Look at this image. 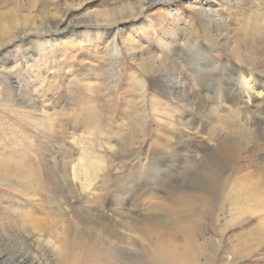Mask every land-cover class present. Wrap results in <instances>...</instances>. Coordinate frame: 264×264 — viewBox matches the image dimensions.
Returning <instances> with one entry per match:
<instances>
[{
    "label": "bare ground",
    "instance_id": "obj_1",
    "mask_svg": "<svg viewBox=\"0 0 264 264\" xmlns=\"http://www.w3.org/2000/svg\"><path fill=\"white\" fill-rule=\"evenodd\" d=\"M175 1L147 0L144 3L141 0L136 7V14H143V10L148 9V6L160 4L166 9L165 12L171 15L170 19L164 16L168 19L167 22L161 21L160 18V23L151 22V18H145L147 21H143L146 27L145 30H140L146 36L145 43H155L150 48L138 42V36L143 38L141 32L123 37V43L130 55L137 54L136 57H130L135 63V69L132 71L134 78L132 91L137 95L134 93V97L132 95L131 99L125 100L123 108L118 111L124 118L122 117L121 123H118L121 127L116 131L113 129V133H118L122 129L123 133H128L130 140L133 139L132 145L127 144L124 148H119L122 150L120 153L112 147L108 135L105 134L106 128L103 121L110 107L98 108L96 100L89 105L82 96L85 93L84 90L78 89L76 94L69 95L66 98V105L55 112V118L48 115L47 119H39L37 114L35 116L29 110L34 109L32 101L29 102L26 96L13 97L10 83L4 85L3 89L8 102L5 105L9 109L8 112L21 118V121L23 120L25 125L28 124L29 128L32 127L33 133L38 137L39 160L29 162L27 158L29 155L23 147H20L17 153L13 152V157L11 155L5 158L0 157V201L7 199L6 195L10 193L26 195L29 198L28 201H32L30 214L41 209V214H51L50 216H53L57 223L60 217L61 224L65 226L62 233L59 231L58 234H54V230L50 229L57 223L53 222L48 226H43L46 223L43 216L34 218L28 215L29 213L26 216V212H22L20 218L9 219L11 214L2 210L0 212L3 213L0 214V233L2 237H5L4 232L14 231L17 239L15 241L21 252L15 264H36L34 259L40 260L39 257L43 256L41 255L43 251L37 252L35 248V245L40 246L39 243L34 244V240L30 238L31 234L26 225L28 220L32 222V227L42 232L41 234L58 238L57 244L49 241L51 238L40 239L44 245L42 249L45 252L50 249L48 254L55 256L58 261L56 264H119L118 256L122 257L119 248L129 254L123 257L125 261L122 258L123 261H120V264H207L199 257L201 249L196 240L200 222L198 218L206 213L210 214L214 201L219 202L224 185L231 178L242 147L251 145L258 147L260 153H264V121L260 126H251L253 123L250 120L247 121L248 116L245 113L242 116L243 123L239 124L241 129H239L236 127L235 118V112L240 105L242 108L249 105L254 108L259 107L256 110L246 109L248 113L257 112L256 118L264 113V88H260L264 78L253 71L237 69V63H242L241 59L245 56L248 58L252 55L256 57V60L264 58V19L259 12H255V17L259 20L255 17L245 19L249 31L257 33L260 47L254 51L246 49L244 52H239L238 48L241 47L233 46V41L228 40L225 46L218 43L222 35L221 28L225 31L229 30L227 21L229 18L225 15L222 17L216 9L214 10L209 5L200 6L198 18L194 21L189 20L184 13L181 29L179 31L175 29L174 27L179 26L176 21L181 20L178 18L179 8L173 7ZM219 1L220 6L223 2L226 4L227 15H229V7L233 9L235 1ZM121 7L125 8V6ZM126 7L125 10L129 12L130 17L133 13V6ZM120 8L115 12H113L114 9L111 12L110 10L103 11L94 21L87 20L90 17L86 19V16H82L80 21L72 24L69 22L71 10L68 12L66 8L59 20L51 22L50 25L38 24L35 28L31 27L29 31L39 37L37 44L41 48L44 47L43 50L52 45L50 40L55 39L56 35L79 26L93 29L97 36L104 31L108 40L105 41L103 52L110 65L102 72H105L106 81L104 83L108 89L118 80L119 73L121 75V67L116 63L121 52L120 45L118 46L113 41L120 31L117 23L120 20L115 19ZM223 10L225 11L224 8ZM24 33L25 40L32 35L30 32ZM17 35L18 33L14 37ZM176 35H182V38ZM48 36H54V38L46 40V44L43 39ZM151 41L154 42L148 43ZM216 48H224L226 53H213L218 50ZM258 53L262 55L257 57ZM3 65L0 64V75L4 73ZM2 77L0 76V82L3 83ZM147 81L151 86L152 95L149 104L144 101ZM94 90L95 88H91L89 93L92 94ZM155 108L167 119L165 123L167 126L160 125L159 127L158 125L155 129L157 135L154 141L160 143L159 147L155 145V149L152 143L150 145L158 152H153L156 155L162 156L161 149L165 151V157L169 160L163 163L168 164V167L162 169L161 164L154 161L149 162L146 159L144 165L137 169L138 171L133 169V172H136L130 173V176L133 175L131 180L135 181L130 185L132 191L141 185L154 187L156 184H162V181L160 182L162 176L172 175L183 178L187 170L192 171L191 167L195 166L193 163L199 164V162L200 164L194 167L191 178L203 180L204 183L190 187L189 190L164 192L166 201L155 204L158 211L152 217L137 219L136 223L126 224L119 218L125 216L121 212V207L117 206L122 203L119 201L115 207L105 202L107 200L105 199L107 195L105 180L109 178L111 172L119 171L118 167H113L115 158L116 160L122 158L120 163L116 162L123 165L125 158L131 160L128 156L138 154L134 152V148L137 141L141 140V136H145L148 128L146 112L148 113L149 109L155 110ZM113 109L114 107H111L109 112L111 113ZM154 115L157 117L156 114ZM253 121L254 124L258 123L257 119ZM151 122H157V120ZM206 124H209L212 131H209V127V133L206 131L208 135L203 138L199 129L200 127L205 128ZM247 126H250L249 130ZM76 127H82L81 135L75 137L73 133H68L66 137L70 142H65L64 130L76 129ZM204 128L203 130H207ZM172 129H174L173 136L170 135ZM219 131H224V135L223 138L217 139ZM207 139L212 142L214 148L212 146L211 148L215 153L209 156L206 153L208 157L205 159L201 155L200 157L204 159H201L203 160L201 162L196 155L209 148ZM18 140L21 143V140ZM191 156L194 159L197 158L199 162L195 163L196 160L192 159L191 164ZM146 163L148 166L144 167ZM67 179L79 181L84 192L85 198L82 199L84 203L77 202L80 205H76V201L64 197L67 189L61 182H66ZM210 182L215 183L216 186L215 200L212 198L214 186L210 189ZM246 187L241 181L234 180L231 186L232 197H249L250 193ZM98 190L101 192L100 195ZM128 200L133 201L134 198H128ZM71 208L77 211L76 220L75 215L74 217L64 216ZM120 228H128L126 232L133 231L145 241L142 254L132 252L128 245L120 243L128 241L127 244H129L131 242L130 235ZM4 257L5 254L0 252V259Z\"/></svg>",
    "mask_w": 264,
    "mask_h": 264
},
{
    "label": "rangeland",
    "instance_id": "obj_2",
    "mask_svg": "<svg viewBox=\"0 0 264 264\" xmlns=\"http://www.w3.org/2000/svg\"><path fill=\"white\" fill-rule=\"evenodd\" d=\"M146 1L147 0H143L144 3ZM233 1H235L233 9L229 7V15H227L226 4L223 2L220 6L219 0H176L173 3V7L175 6V8H179L178 18H181V20L176 21L179 26L174 28L178 31L181 29L184 21V13L189 20L192 19V21H194L198 18V10L200 6L209 5L214 10L216 9L222 17L227 16L229 18L227 21L229 22L228 29L230 31H225L221 28L220 32L222 35L220 36L218 43L221 46H225V43L230 40L233 41V46L241 47L238 48L239 52H244L246 49H248V51H254L257 47H260L258 35L255 32L249 31L246 26V21L250 17H255V12H259L264 19V0ZM139 2H141V0H0V64H4V73L2 72L0 75L1 77L4 75L2 77L3 83L0 82V157L5 158L9 155L12 156L13 152L17 153L20 150V147H23L29 155L27 156L29 162H36V160H39V150L37 148L38 137L33 133V128H29V125L27 123V125H25L24 121H21V118L8 112L9 109H7L5 105L8 102L3 88L8 82L10 83V86H12L11 91L13 97L19 98L21 96H26L29 99V102H33L34 109L29 110L34 115L37 114V118L39 119H47L48 115L52 116L51 118H55V112L66 105V98L69 95L76 94L78 89L84 90L85 93H83L82 96L85 97L84 99L89 105L96 100L98 108L106 109V107H114L111 113L109 112V108L105 115V119L103 118V124L106 128L105 134L108 135L110 144L113 145L112 147L120 153L122 151L119 150L120 147L124 148L127 144L132 145L133 139L130 140L128 133H123L122 129L119 130L118 133H113V129L116 131L121 127V124L118 123H121L124 118L123 115L118 112L123 108V102L129 98L131 99L132 95L134 97V93L137 95L136 92L133 93L132 91L134 83L132 71L135 69V63L130 58L131 56L136 57L137 54L130 55L129 51L126 50L127 47L123 43V40L128 35H135L136 32H141L143 38L138 36V42L144 43V46L150 48L155 43H153L154 41L148 42L153 44L145 43L146 36L141 31L145 30L146 27L143 21H147V18H151V22L157 23L160 18L161 21L164 20L167 22L168 19L164 16L169 17V19L171 16L165 12L166 9L160 4L148 6V9L143 10V14H136V7L139 5ZM190 4H193L194 6H191ZM222 5L225 7H222ZM121 6H125V8H127L126 6H133V13L130 17L128 16L129 12ZM66 8L68 9V12L71 10L69 12V22L71 24L80 21L82 16H86V19L90 17V19L87 20L94 21L95 18H99L103 11L110 10L111 12V10L114 9L113 12H115L116 9H121H119V13L116 15L117 18H115L120 20L117 22L120 26V31L113 39L118 46L120 45L121 52L120 55H118L119 58L117 57L116 63L121 67V75L119 73L118 80L108 89L104 83V81H106L105 72H102L110 65L109 60L106 59L103 52L105 41L108 40L107 36L104 35V31L97 36L93 29L79 26L70 31L60 33V35H56L55 39L52 41L50 39L54 38V36H48V38L45 37L43 42L46 44L49 40L52 42V45L45 50H43L44 47L41 48L37 44L39 37L34 35V32L29 31L31 27L35 28L38 24L46 23L50 25L51 22L59 20L61 13ZM147 15L149 16L147 17ZM255 19L258 18L255 17ZM230 22L232 24H230ZM172 23L173 22L171 21V24ZM22 29L25 30L22 31ZM198 31H200L199 28ZM24 32H30L32 35H29L27 40H25ZM17 33V37H14ZM229 34L231 36H229ZM176 36L182 38V35ZM216 49L218 50L213 53H226L224 48ZM145 55L147 56V54ZM259 55L262 54L258 53L257 57ZM241 60L242 63H237V69L239 68L241 71L247 69L248 71H253V73L259 74L264 78V65H262L264 64V58L256 60V57L250 55L248 58L245 56ZM90 74L92 76H88ZM85 75L87 77H85ZM91 88H95L92 94L89 93ZM260 88H264V81H262ZM151 96V86L147 81L144 92V101L146 104L150 103L149 99H151ZM246 109L256 110L259 109V107L254 108L249 105L246 108H242L240 105L235 112L237 122L236 127L241 129L239 124L243 123L242 121L244 120L242 116H244L245 113L248 116L247 121L250 120L253 123L251 126H260L264 121V113L256 118L258 115L257 112L248 113L246 112ZM156 110L158 109H149V112H146L148 128L146 129L145 136L140 135L141 140L137 141L138 146L136 145L134 148V152H138V154L131 157L128 156L131 160H126L125 158V160H123V165H119L122 158L118 160L115 158V164L113 167H118L119 171H117V173L111 172L108 176L109 178L105 180L107 186V195H105V199L107 200H105V202L107 201L106 203H110L111 206L121 207V212L125 216H120L119 218L120 221L126 224L136 223L137 219L143 220L147 217H152L153 214L158 211L155 208V204H157V202L166 201L165 193H168L169 191L189 190L190 187L202 185L204 183L203 180L191 178L194 167L200 164L199 161L202 162L206 157L215 153L214 149H212L214 148L212 142H210V139H207L209 140V143L206 140L209 148H211V146L212 148L205 149L203 153H199L200 155L197 154L196 156L199 157V161L196 160L197 158L194 159V157L191 156V164L193 161L192 159L196 160L195 163L199 162V164L197 163V165L193 163L195 166L191 165L193 166L191 167L193 168L192 171L191 169L187 170L183 178L172 175L162 176L160 178L162 184H156L154 187H145L141 185L138 189L132 191L130 185L134 184L135 181L131 180L133 179V175L130 176V173L134 174L138 171L137 169H140L142 165H144L143 163L146 159L149 162L154 161L161 164L162 169L168 167V164L164 165L163 163L164 161L169 160L165 157L166 153L163 149H161V155L163 157L153 153L157 152L156 150H153V148L156 149V147H159L160 145L159 142L154 141V137L157 135L155 129L158 128V125L159 127H161L160 125L167 126V124H165L167 119L163 117V114ZM154 114H156L157 117ZM102 116L104 117V115ZM256 119L258 123L254 124L253 120ZM155 120H157L159 124L157 122H151ZM77 126H79V124ZM123 126L124 125H122V128H124ZM209 127V124H206L205 128L200 127V134H203V138L208 135L209 131H212L211 127L210 129ZM203 128H207V130H203ZM246 128L249 130L250 126H247ZM65 130L64 141L70 142L66 137L68 133H73L75 137H77L81 135L82 127H76V129L67 128ZM173 131L174 129H172V133L170 132L171 134L169 133L172 136L174 134ZM223 135L224 131H219L217 133V139L223 138ZM31 136L33 137L31 142H29ZM18 139L21 140V143ZM151 143L153 144V148H151ZM106 147L107 146L105 145V148ZM97 152L102 153L100 151ZM74 153L76 152L74 151ZM201 155L204 159L200 157ZM239 155L240 156L236 160L234 169L231 173V178L227 184L224 185L219 202L215 200L217 196L215 183L213 184V182H210V189L214 186L212 188V198L215 201L211 213H206L198 218L200 219V222L196 240L200 244L201 249L199 257L202 262L207 264H264V153H260L258 147L249 145L248 147H242L239 151ZM111 159H113V157H111ZM145 165L146 166L144 167H147L148 163ZM133 169L136 171L133 172ZM234 180H239L247 186L246 190L250 193L249 197H232L231 186ZM61 183H63L67 189L64 197L76 201V205L84 203L82 202V199L85 198L84 192L81 189L78 180L76 181L75 179L70 181V179H67L66 182L62 181ZM97 192L98 194L101 193L99 190ZM6 197L7 199L2 202L0 201V212L2 210L9 212V214H11L9 215V219L20 218V214L26 212V216L27 213H29L28 215H32L34 218L43 216L44 221L46 222L43 226H48L53 222L54 224L57 223L56 219H54L53 216H50L51 214H41V209L30 214L32 212V201H28V196L10 193L7 194ZM128 198H134V200L129 201ZM119 201L122 204L116 206V204H119ZM73 204L75 205V203ZM68 215L71 217H74L75 215V220L78 218L77 211L74 208H71L68 214H64V216ZM31 223L32 222L28 220V223L26 224L31 234L30 238L32 237L31 239L34 240V244H37L38 242L40 245L37 247L35 245L36 251H43L41 254L43 256L39 257L40 260L36 258L34 259V262L36 264H56L57 259L55 256L50 253L48 254L50 249L46 252L42 249L43 241L41 240L43 237L51 238L49 241L57 244L58 242L56 243V241H58V238L56 239L52 235L46 236L44 233L41 234L42 232H38L39 230L32 227ZM53 226L54 227L50 230H54V234H58L59 231L61 233L64 231L63 228L65 226L61 224L60 217L59 222ZM128 228L120 229L126 232ZM9 232H4L5 237H2L0 233V252L5 254V257L0 259V264H15L21 254L20 249H18L19 245L15 241L17 240L15 238V232H11V230ZM126 233L130 235L131 242L129 244H127L128 241L120 243L128 245L132 252L142 254L145 241L141 240L138 234L133 231H127ZM119 252L122 254V257H120V255L118 256V259H120L118 260V263L120 264V261H123V259L125 261V258L123 257L129 254L127 251H123V249L120 248Z\"/></svg>",
    "mask_w": 264,
    "mask_h": 264
}]
</instances>
